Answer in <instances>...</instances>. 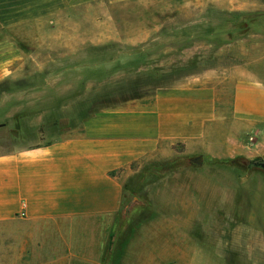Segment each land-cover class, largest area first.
I'll list each match as a JSON object with an SVG mask.
<instances>
[{
	"label": "crops",
	"instance_id": "obj_1",
	"mask_svg": "<svg viewBox=\"0 0 264 264\" xmlns=\"http://www.w3.org/2000/svg\"><path fill=\"white\" fill-rule=\"evenodd\" d=\"M207 7L224 16L226 12H259L264 3L0 0V44L7 41V29L13 37L15 28L34 27L37 38L31 42L72 43L75 47L82 41L81 27L85 25L82 9H97L90 25L106 31L92 41L142 44L136 52L138 73L166 74L178 68L176 44L209 36L211 22L208 14H200L185 25L188 37H179L178 24L169 22L167 26L164 20L173 17L165 15L173 9ZM122 27L127 29L121 31ZM252 35L261 39L259 34ZM150 43H169L170 49L175 44L174 59L171 52L169 57L165 52L151 60L146 52ZM114 58L106 54L105 61L93 68L96 70H88H104L109 79ZM199 58L200 71L85 114H76L72 108L83 105L86 98L67 97L68 91H76L67 76H78L80 85L87 70L77 65L33 68L31 74L44 75L40 82L33 74L31 82L10 84L9 93L0 94V110L8 103L16 107L4 120L0 115V122L13 121L14 114L24 107L42 108L24 117L26 131L0 151V264H107L105 257L114 247V220L125 212L126 182L149 159L164 160L182 148L187 155L218 158L264 155V77L241 66L211 69L207 58ZM3 59L16 63L17 47H11L8 56L0 55V63ZM17 71L16 65L9 69L0 66V82L16 79ZM54 90L61 93L50 98L49 92ZM22 91L33 92V98L28 95L36 98L32 104L21 101ZM43 123L46 126L40 131ZM249 134L255 135L252 146L247 142ZM134 183L144 190L149 186L140 179ZM125 255L126 250L121 264L127 263ZM136 259L131 263L165 264L154 256L145 260L143 254Z\"/></svg>",
	"mask_w": 264,
	"mask_h": 264
},
{
	"label": "rangeland",
	"instance_id": "obj_2",
	"mask_svg": "<svg viewBox=\"0 0 264 264\" xmlns=\"http://www.w3.org/2000/svg\"><path fill=\"white\" fill-rule=\"evenodd\" d=\"M152 1L185 5L204 0ZM260 1L264 3V0ZM81 14L85 25L81 27L82 41L75 47L72 43L31 42V38H37L34 27L15 28L13 37L7 29L4 37L7 41L1 42L0 55L8 56L11 47H17L18 60L9 64V60L3 59L0 66L9 69L16 65L18 71L16 79L0 82V94L9 93L10 84L31 82V76L35 74H31L33 68L77 65L87 70L81 75L80 85L78 76H67V82L75 83L76 87V91L67 92V97L86 98L89 103L86 101L72 108L76 114H85L90 109H100L104 105L142 95L149 87L154 90L157 86L168 85L175 78L180 80L200 71L201 66L196 64L199 57L207 58V66L211 69L241 66L264 77V10L255 13L226 12L224 16L218 15L211 7L167 12L165 16L171 14L173 18L164 21L167 26L169 22L178 24L179 37L187 36L189 27L185 25L200 14H208L211 24L209 36L202 37L203 40L199 36L198 41L176 44L178 68L166 74L154 71L138 73L136 52L142 44L130 46L92 41L96 34L105 33L106 28L90 25V19L98 14L97 9H82ZM131 29L136 30L137 27ZM252 34H259L261 39L257 41ZM9 38H13V42H9ZM147 46L146 52L151 60L165 52L168 57L171 52V60L174 59L175 44L171 49L169 43H150ZM106 54L115 56L112 61L116 62L109 72V79L104 70H88L105 61ZM34 77L40 82L44 75L35 74ZM58 93L61 91H50L49 96L56 97ZM21 94L24 103L32 104L36 99H30L33 92L22 91ZM5 102H9L8 99ZM15 108L9 103L1 107V118L9 117ZM38 110L42 108L24 107L14 114L12 122L10 118L0 122V151L7 150L10 143L18 140V133L27 129L22 120ZM44 126L46 123L42 124L40 131ZM196 157L183 153V148L178 149L177 154L167 159H149L139 173L128 178L123 201L125 212H120L115 218L113 233L114 250H122L121 259L126 250L124 261L127 263L123 264H132L131 261H136L137 255L141 254L145 260L151 256L162 258L165 264H264V169L248 163L258 159L264 162V155L247 159L244 156L218 158L204 154L200 156V165L192 163ZM138 179L149 185L146 190L142 186H134Z\"/></svg>",
	"mask_w": 264,
	"mask_h": 264
},
{
	"label": "trees",
	"instance_id": "obj_3",
	"mask_svg": "<svg viewBox=\"0 0 264 264\" xmlns=\"http://www.w3.org/2000/svg\"><path fill=\"white\" fill-rule=\"evenodd\" d=\"M259 161H262V160L258 159L256 161H252L248 163L254 166V163L259 162ZM229 164H233V163H229ZM109 247H110V243L108 244V248ZM121 255H122V250H118V249L114 250V247H113L111 255H108L107 257H105V261L107 264H120Z\"/></svg>",
	"mask_w": 264,
	"mask_h": 264
},
{
	"label": "water",
	"instance_id": "obj_4",
	"mask_svg": "<svg viewBox=\"0 0 264 264\" xmlns=\"http://www.w3.org/2000/svg\"><path fill=\"white\" fill-rule=\"evenodd\" d=\"M192 163L196 164V165H200L201 164V157L197 156L196 158L192 159ZM255 167H259L261 169H264V162L263 161H259L254 163Z\"/></svg>",
	"mask_w": 264,
	"mask_h": 264
},
{
	"label": "built area",
	"instance_id": "obj_5",
	"mask_svg": "<svg viewBox=\"0 0 264 264\" xmlns=\"http://www.w3.org/2000/svg\"><path fill=\"white\" fill-rule=\"evenodd\" d=\"M247 142L249 146H252L255 143V135H248L247 136Z\"/></svg>",
	"mask_w": 264,
	"mask_h": 264
}]
</instances>
